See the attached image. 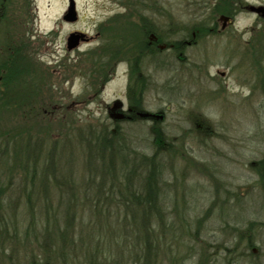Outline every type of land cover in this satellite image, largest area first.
Masks as SVG:
<instances>
[{
    "label": "rangeland",
    "instance_id": "rangeland-1",
    "mask_svg": "<svg viewBox=\"0 0 264 264\" xmlns=\"http://www.w3.org/2000/svg\"><path fill=\"white\" fill-rule=\"evenodd\" d=\"M69 1L0 2V64L17 52L26 74L15 104L0 101V209L20 236L34 219L38 228L29 243L5 241L0 264H46L43 227L51 218L57 232L73 215L75 264L93 248L108 264L141 256V213L122 204L123 184L128 175L139 188L147 169L136 161L154 155L164 264H264V20L248 10L264 0H218L215 13V0H74L72 23ZM76 32L86 41L68 51ZM136 61L150 82L132 103ZM102 137L118 157L101 152Z\"/></svg>",
    "mask_w": 264,
    "mask_h": 264
},
{
    "label": "trees",
    "instance_id": "trees-1",
    "mask_svg": "<svg viewBox=\"0 0 264 264\" xmlns=\"http://www.w3.org/2000/svg\"><path fill=\"white\" fill-rule=\"evenodd\" d=\"M0 2L2 3V0H0ZM209 3H211V0H208V4ZM0 10L1 12H3L2 10H5V7L2 6ZM217 10H218V0H215V5L213 4L214 13ZM214 13H211L210 15H215ZM156 39L158 40V42L159 40H161L159 37H157ZM120 46L121 48H117L115 49V52H112L113 58H115L116 54H119V57L123 56L124 51L127 50V48H125L124 45L123 46L120 45ZM177 46L178 47L176 48V50L174 49L175 50L174 52L175 53L182 52V46L180 47L179 44H177ZM17 55L20 54L16 52L14 56H9V59L6 62L0 64V101L6 102L7 108L15 104L14 98L11 97V90H13L12 88L13 83H15L17 79L19 80L21 77L26 75L25 69L21 68L20 64L18 63V60L16 59ZM142 56L144 55H140L139 57ZM141 69L142 66H140L139 61H136L133 65V74L130 83L131 86L128 92L129 99L131 100L132 103L136 101H141L140 98L142 97V91L147 87V85L150 82V79L143 74ZM13 96H15V93L13 94ZM2 102H0V104ZM114 130H116L115 132H117L119 130V126L117 125ZM9 135H10L9 133L6 134V137L10 138ZM102 139L104 140L103 144H99V146L101 145L102 147L101 148L102 150L100 149L101 152L103 153L105 152V150H109L113 158H115V155L118 157L119 147L118 146L116 148L113 147L114 146L113 142L112 144H110V140H108V138L106 137H102ZM102 139L100 140V143L102 142ZM8 141L10 140L7 139L5 142ZM30 150H32V153L28 155L30 153L29 152ZM27 151H28L27 160L28 162H31L30 159L34 157L32 156L33 154L32 147L27 149ZM156 159L157 157L156 155H154L152 158L144 157L140 161H136L137 163H140L142 165L145 164V167L147 169L145 172V177L143 182L140 184V187L137 188L138 190L136 188H133L132 185L129 184L130 176L128 178V175H127L128 184L126 183L123 184L126 198L131 196L132 193L134 194V198H132V200L129 202H126L125 201L126 198H124L122 200L123 201L122 204L123 205L126 204L127 210L132 211L131 210L132 208L129 207L133 206L134 203H137L141 213L140 216H141L142 233H143L142 242L144 244L143 248L141 249L142 255L137 256V258L131 256V258H129L130 263L126 261L125 264H164L162 260H160L161 256L163 255L161 249V242H159V239L156 238V236L154 235L155 231L153 229V224H152V219L155 218L160 222L161 224L160 228H163L164 227L163 217L165 215L162 205L163 202L162 195L165 186L163 176H165V172L164 169L162 167H159L158 163H156ZM103 161H105V159ZM14 165L18 166L19 164L14 162ZM133 168L135 169H132L131 174H129L131 176L133 175V172L136 171V166H134ZM259 175L261 177V187L262 190L264 191V160L261 161L260 163ZM119 191L122 192L121 189ZM69 214H72V212L69 211L67 215ZM16 217L17 216L10 215L5 210L0 209V253H2L3 250H5L3 249V245L5 241L7 242V246H9V248L13 245L15 241L23 240L22 243L25 242L29 243L31 235L38 231L37 222L34 219L28 222L27 229L24 230V233L23 235H21L22 236L21 237L19 235L18 230L20 231L19 227L22 225H19V223L16 220ZM73 219H74V215L71 222L70 223L67 222L64 228H61L59 226L55 227L57 232L51 231L50 228L51 218H49L48 223L46 222L47 226L49 227L44 226L43 234H42V241L44 242L43 244L44 246L42 248H43V253L46 257V264H51L52 257L56 258L59 264H75V262L80 258V256H78L76 251L73 250L75 249V245H76L75 241L71 237L72 233L74 232V227L72 225ZM249 225L250 226L248 229L251 230L252 228H254L255 223L251 222ZM11 229H13L12 234H10ZM55 241H57L59 244L57 247L54 246L53 242ZM95 248H99L98 245ZM93 249H89L85 257L81 254V257L83 256L87 264H108L106 258L99 259L100 256L99 250L96 249L95 251ZM205 257H206L205 255L201 257V259L199 260V264H203V259ZM255 262H257V260H255ZM32 264H34V262ZM115 264H122V262H118Z\"/></svg>",
    "mask_w": 264,
    "mask_h": 264
},
{
    "label": "water",
    "instance_id": "water-1",
    "mask_svg": "<svg viewBox=\"0 0 264 264\" xmlns=\"http://www.w3.org/2000/svg\"><path fill=\"white\" fill-rule=\"evenodd\" d=\"M248 10L250 13L260 16L261 18L264 19V6H250ZM77 19H78V14L76 9V2L74 0H70L69 8L63 20L72 23V22H76ZM228 20L229 19H227L226 21ZM84 41H86L85 34L80 32L70 34L67 40L68 51H73L77 49L80 46V43Z\"/></svg>",
    "mask_w": 264,
    "mask_h": 264
},
{
    "label": "flooded vegetation",
    "instance_id": "flooded-vegetation-1",
    "mask_svg": "<svg viewBox=\"0 0 264 264\" xmlns=\"http://www.w3.org/2000/svg\"><path fill=\"white\" fill-rule=\"evenodd\" d=\"M230 22H231V20H228L227 22H224V26H223V28L225 27L226 24H228V23H230Z\"/></svg>",
    "mask_w": 264,
    "mask_h": 264
}]
</instances>
